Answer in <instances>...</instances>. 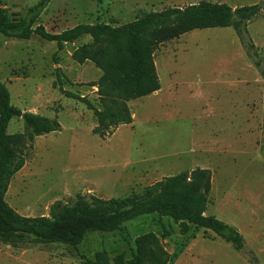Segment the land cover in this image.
Returning a JSON list of instances; mask_svg holds the SVG:
<instances>
[{"label": "rangeland", "instance_id": "rangeland-1", "mask_svg": "<svg viewBox=\"0 0 264 264\" xmlns=\"http://www.w3.org/2000/svg\"><path fill=\"white\" fill-rule=\"evenodd\" d=\"M39 1L4 0L2 7L22 15ZM199 1L51 0L35 26L57 33L111 17L125 23L141 11ZM209 1L261 4L248 23L254 47L244 46L232 26L195 29L161 43L154 53L161 88L138 99L117 97L133 121L106 135L93 109L67 93L100 109L112 104L100 92L103 71L72 57L90 35L59 49L56 41L37 34L21 39L0 32V78L12 103L61 124L27 143L25 165L13 176L6 199L23 215L50 216L79 195L124 197L164 176L203 168L212 183L206 214L235 226L244 248L235 249L211 229L151 213L113 232L90 231L77 246L19 248L0 242V264H81L82 257L95 259L103 251L110 264H117L119 254L129 264L136 239L149 232L169 255L167 264H264V0ZM8 130L23 132L25 123L14 118ZM165 230L171 233L167 237Z\"/></svg>", "mask_w": 264, "mask_h": 264}, {"label": "trees", "instance_id": "trees-1", "mask_svg": "<svg viewBox=\"0 0 264 264\" xmlns=\"http://www.w3.org/2000/svg\"><path fill=\"white\" fill-rule=\"evenodd\" d=\"M3 1L0 0V32L6 36L30 39L37 34L56 41L59 49L85 35L92 37L90 42L77 47L72 57L79 63L92 61L103 71L99 81L100 92L103 97L111 98L112 104L107 103L100 109L86 97L67 93L93 109L102 135L133 121L130 109L120 104L117 97L138 99L161 88L154 58L155 50L161 43L195 29L232 26L244 46L254 47L248 23L262 9L260 3L233 7L226 2L202 0L186 6L141 11L125 23L111 17L108 22L79 23L54 33L43 24L35 26L51 0H40L19 16L8 13L2 7ZM0 111V242L19 248H28L35 243L77 246L90 231L113 232L140 215L159 213L176 221H187L211 229L232 243L235 249L244 248V236L235 226L215 215L206 214L212 183L210 172L203 168L164 176L146 186L142 193L134 192L124 197L79 195L74 202L50 216L19 213L9 204L6 194L13 176L25 165V146L38 136L60 130L61 124L55 117L14 105L11 91L1 78ZM14 118L24 121L23 132H9ZM170 234L169 230H165L163 235L167 237ZM168 261L169 255L159 244L158 236L149 232L136 239V251L129 264H167ZM115 262L123 264L124 254L117 255ZM81 264H110V257L103 251L95 259L82 257Z\"/></svg>", "mask_w": 264, "mask_h": 264}, {"label": "water", "instance_id": "water-1", "mask_svg": "<svg viewBox=\"0 0 264 264\" xmlns=\"http://www.w3.org/2000/svg\"><path fill=\"white\" fill-rule=\"evenodd\" d=\"M12 15L13 16H19V15H21V13L20 12H13ZM1 123H2V116H1V111H0V127H1Z\"/></svg>", "mask_w": 264, "mask_h": 264}]
</instances>
